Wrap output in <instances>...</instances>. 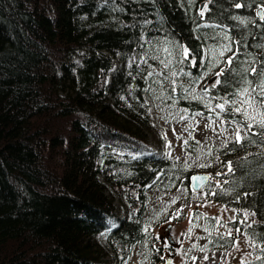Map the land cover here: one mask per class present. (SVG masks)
Wrapping results in <instances>:
<instances>
[{
	"label": "trees",
	"instance_id": "obj_1",
	"mask_svg": "<svg viewBox=\"0 0 264 264\" xmlns=\"http://www.w3.org/2000/svg\"><path fill=\"white\" fill-rule=\"evenodd\" d=\"M262 9L264 0H0V264H99L101 233L128 258L169 217L149 212L150 192L181 186L188 199L198 171L219 178L203 186L207 199L236 210L231 236L211 232L205 248H232L239 229L253 257L238 264H264V109L228 96L255 116L249 132L243 111L216 107L245 87L242 76L257 80L245 68L264 67ZM226 34L240 43L210 67ZM221 68L220 85L205 86ZM157 119L186 122L184 159L145 151ZM203 121L224 134L204 149L194 136Z\"/></svg>",
	"mask_w": 264,
	"mask_h": 264
},
{
	"label": "rangeland",
	"instance_id": "obj_2",
	"mask_svg": "<svg viewBox=\"0 0 264 264\" xmlns=\"http://www.w3.org/2000/svg\"><path fill=\"white\" fill-rule=\"evenodd\" d=\"M216 79L217 76L208 78L205 80V86L212 85ZM155 126L156 130L154 134L149 135V147L145 151L161 150L177 159H184V144L189 138L186 122L180 127H168L157 119ZM219 128L217 123L211 122L209 126L205 121L197 126L194 136L203 149L209 147L217 137L219 139L224 135ZM195 173H208L211 183H219L217 175L210 171ZM114 204L116 212L124 216L120 201L115 199ZM148 206L149 212L155 216L169 213V217L161 225L150 227L154 238L152 245H136L128 258L121 259V255L115 256L106 249L105 236L101 233L97 235V239L104 246V261L99 264H163L166 258H170L174 264H238L253 257L247 238L237 231L236 242L232 248L225 251H209L205 248L209 233L231 232L226 224L234 220L236 210L208 200L203 188L194 191L190 187L188 199L181 186L169 191L153 190L149 195ZM242 215L245 219H250L248 213L242 212ZM209 218L214 219L212 227L209 225ZM154 246L161 248L160 262H153L154 250L151 247Z\"/></svg>",
	"mask_w": 264,
	"mask_h": 264
},
{
	"label": "snow or ice",
	"instance_id": "obj_3",
	"mask_svg": "<svg viewBox=\"0 0 264 264\" xmlns=\"http://www.w3.org/2000/svg\"><path fill=\"white\" fill-rule=\"evenodd\" d=\"M209 3H211V0H209ZM235 7L241 8L242 5L240 3H236ZM207 10H208V5L205 4L200 9V15L203 16ZM262 11H264V9H262ZM223 39L229 41V43H225V44L220 45L219 49H211L210 50V51L214 52V55H215V59L212 61V64L210 65V67L218 66L220 63V58L224 57L227 52L233 51V43H240V41H236V42L231 41V38L227 34L224 36ZM238 53H239V49L237 48L232 56H228L227 59L223 61L224 64L227 67L231 68L234 60L236 59V55ZM182 55H183L184 59L188 58L189 54H188L187 48L182 49ZM193 63H194V61H193ZM232 71H235V69H232ZM243 71L247 75L257 77V80L252 81V80L248 79L247 76H242L241 79H242L243 85H245V87H241L240 91L238 93L226 94L224 97H221V99L224 100V103L223 104H217L216 107L219 108L221 111H224L225 105L231 103L232 105H234L233 111L235 113H241L243 111L244 116H245L244 127L250 132L252 127L254 126L251 123V121L255 120V116L249 115L247 108H252L255 111L256 107L259 106V108L264 109V67H261L259 70L256 67L245 68ZM224 72H225L224 68H221V70L216 73L217 79L212 82L213 87L220 85L221 81H220L219 77L224 75ZM172 75H176V73H172ZM253 84H255V87H253ZM207 91H208L207 89L204 90V95H207ZM253 94H255V96H253ZM229 95L240 96L241 99L239 101V104L240 105H247V108L235 106L237 104V101L236 100L230 101L228 99ZM258 114H261L262 116H264V113H258ZM258 124L260 127L264 128V118H262L258 122ZM252 134L256 135V133H252ZM261 134L264 135V133H261ZM235 140L237 143L242 142L241 129L239 126L235 129ZM201 166H205V165H201ZM227 167H228V171L231 172L232 171L231 163H229L227 165ZM195 179L200 180V179H204V178L197 177ZM212 194L214 195L215 193H212ZM236 231L238 233L240 232L239 229H237ZM228 235L231 236V232H229ZM253 246H255V245H253ZM262 251H264V249H262ZM257 258L259 259L260 257L258 256ZM205 259H207V257H205Z\"/></svg>",
	"mask_w": 264,
	"mask_h": 264
},
{
	"label": "water",
	"instance_id": "obj_4",
	"mask_svg": "<svg viewBox=\"0 0 264 264\" xmlns=\"http://www.w3.org/2000/svg\"><path fill=\"white\" fill-rule=\"evenodd\" d=\"M259 16H261V10H258ZM204 178L197 180L195 178ZM209 181V175L208 173H194L190 175L189 177V182H190V187L194 191H199L203 188V186ZM163 264H174L170 258H166Z\"/></svg>",
	"mask_w": 264,
	"mask_h": 264
}]
</instances>
